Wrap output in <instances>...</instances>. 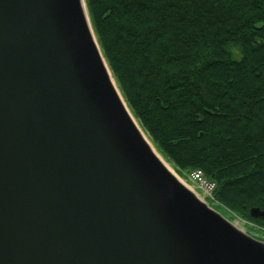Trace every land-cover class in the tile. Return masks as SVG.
Instances as JSON below:
<instances>
[{"label":"water","instance_id":"1","mask_svg":"<svg viewBox=\"0 0 264 264\" xmlns=\"http://www.w3.org/2000/svg\"><path fill=\"white\" fill-rule=\"evenodd\" d=\"M166 164L84 0H0V264H264Z\"/></svg>","mask_w":264,"mask_h":264},{"label":"trees","instance_id":"2","mask_svg":"<svg viewBox=\"0 0 264 264\" xmlns=\"http://www.w3.org/2000/svg\"><path fill=\"white\" fill-rule=\"evenodd\" d=\"M123 100L163 158L214 200L264 209V0H84Z\"/></svg>","mask_w":264,"mask_h":264},{"label":"rangeland","instance_id":"3","mask_svg":"<svg viewBox=\"0 0 264 264\" xmlns=\"http://www.w3.org/2000/svg\"><path fill=\"white\" fill-rule=\"evenodd\" d=\"M161 156V155H160ZM162 158V157H161ZM163 159V158H162ZM164 160V159H163ZM165 161V160H164ZM171 167H172V165H171ZM170 167V168H171ZM176 171V173L181 177V176H183L179 171H177V170H175ZM187 184L191 187V188H193L194 187V189L193 190H195L199 195H203V191L200 189V188H198L197 186L198 185H196V186H193L194 184H192V182L190 183L189 181H187ZM206 202H208L210 205H212L211 204V202L209 201V200H206ZM215 209L217 210V211H219L221 214H223L226 218H228V219H230V220H233V222L234 223H236L237 224V226H239L240 228H242L244 231H246L247 233H249L250 235H253V236H255L256 238H258V239H261V240H264V230L263 229H259V228H257V227H255V226H253V225H251L250 223H247V222H245L244 220H242V219H240L239 217H237V216H234V217H232V215H231V213L230 212H227L226 210H224L223 208H221V207H219V206H215Z\"/></svg>","mask_w":264,"mask_h":264},{"label":"built area","instance_id":"4","mask_svg":"<svg viewBox=\"0 0 264 264\" xmlns=\"http://www.w3.org/2000/svg\"><path fill=\"white\" fill-rule=\"evenodd\" d=\"M190 179L196 181L207 194H209L213 189V184L205 181L202 178V173L199 170L191 172Z\"/></svg>","mask_w":264,"mask_h":264},{"label":"bare ground","instance_id":"5","mask_svg":"<svg viewBox=\"0 0 264 264\" xmlns=\"http://www.w3.org/2000/svg\"><path fill=\"white\" fill-rule=\"evenodd\" d=\"M167 165V164H166ZM169 167V165H167ZM170 168V167H169Z\"/></svg>","mask_w":264,"mask_h":264}]
</instances>
